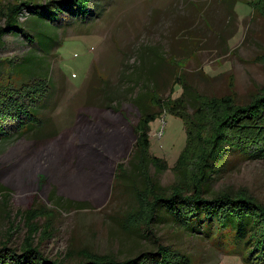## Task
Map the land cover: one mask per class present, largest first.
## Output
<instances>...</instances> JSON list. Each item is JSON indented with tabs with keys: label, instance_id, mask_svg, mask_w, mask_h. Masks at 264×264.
I'll return each instance as SVG.
<instances>
[{
	"label": "rangeland",
	"instance_id": "rangeland-1",
	"mask_svg": "<svg viewBox=\"0 0 264 264\" xmlns=\"http://www.w3.org/2000/svg\"><path fill=\"white\" fill-rule=\"evenodd\" d=\"M23 2L50 4L34 16L23 6L19 27L0 43V87L21 104L0 136V247L18 250L22 213L34 211L31 239L47 260L120 261L161 246L190 264H243L220 239L168 217L147 222L155 189L181 184L182 120L165 112L149 124L148 155L166 164L138 161L131 147L139 91L185 93L192 114L194 95L244 105L264 90V0L252 1L253 11L249 0H99L77 18L52 0H0V26ZM114 173L123 174L113 181ZM240 191L264 205V160L230 153L206 196Z\"/></svg>",
	"mask_w": 264,
	"mask_h": 264
},
{
	"label": "trees",
	"instance_id": "trees-1",
	"mask_svg": "<svg viewBox=\"0 0 264 264\" xmlns=\"http://www.w3.org/2000/svg\"><path fill=\"white\" fill-rule=\"evenodd\" d=\"M97 1L99 0H52L51 5H56L60 11L70 9L72 12L69 15L74 18L79 17L81 11L89 17L90 7ZM252 1L255 0H249V5L253 11L256 3ZM47 4L23 2L11 7L4 25L0 26V43L3 37L14 34L19 27L18 14L23 6H26L34 16L39 8L46 7ZM28 5L33 8L27 7ZM177 81L175 85L179 83L178 78ZM141 92L145 94V101L141 106L136 105L139 117L133 127L134 140L131 147L139 154L138 161L147 157L146 160L152 165L166 164L159 158L148 155L149 124L156 116L169 112L179 117L186 133L185 147L175 162V169L182 176L181 184L167 192L155 189L158 193L153 196V200L144 202V207L147 208V222L151 224L157 219L168 217L173 224L183 230L201 234L207 239L213 238L217 242V239L222 240L229 255L239 257L243 264H264V205L241 191L206 196L208 182L216 172V167L223 164L228 154L235 153L244 160H264V90L244 105H234L229 98L206 100L194 95L192 114L187 111L185 93L173 98L171 89L169 95L163 98L156 90L147 89L139 91L136 95ZM12 95L11 88L0 87V136L3 134V124L21 107ZM134 97L131 100L135 105ZM23 113L26 115L25 111ZM30 128L26 126L24 131ZM141 164L140 162L133 167L140 169ZM187 166L191 167L185 171ZM122 174L114 173L113 181L119 179ZM150 190L154 191V187L151 186ZM22 214L27 226L26 240L18 250L8 247L6 241L0 247V264H64L43 257L31 239L36 232L32 226L34 211ZM72 264H190V262L170 248L158 246L155 252H143L120 261L110 255L87 254Z\"/></svg>",
	"mask_w": 264,
	"mask_h": 264
}]
</instances>
